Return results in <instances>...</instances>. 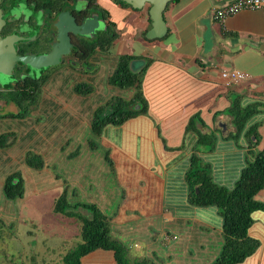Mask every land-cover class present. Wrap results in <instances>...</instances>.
Listing matches in <instances>:
<instances>
[{
	"label": "crops",
	"instance_id": "crops-1",
	"mask_svg": "<svg viewBox=\"0 0 264 264\" xmlns=\"http://www.w3.org/2000/svg\"><path fill=\"white\" fill-rule=\"evenodd\" d=\"M230 1L170 0L162 12L166 31L157 38L145 36L151 28L148 4L140 9L117 7L116 38L108 50L98 53L117 59L134 55L131 69L145 67L141 89L146 111L121 125H106L99 138L142 165V206H147L136 214L139 206L128 203L120 217L116 206L109 228L131 255L153 264H208L223 242L218 207L197 206L187 198L185 173L197 144L196 133L186 130L189 118L198 112L197 126L214 132V146L201 148L198 156L209 164L212 180L224 187L233 186L241 169L264 146V9H242L221 25L211 9ZM221 67L247 71L252 79L226 87L219 77ZM236 97L242 105L256 104L257 111L245 125H258L255 146H249L245 130L237 137L229 135L234 128L224 109ZM255 198L264 201V186ZM251 216L248 234L259 245L237 264H264V212L255 210ZM81 264L116 263L112 251L95 249L81 258Z\"/></svg>",
	"mask_w": 264,
	"mask_h": 264
},
{
	"label": "rangeland",
	"instance_id": "rangeland-1",
	"mask_svg": "<svg viewBox=\"0 0 264 264\" xmlns=\"http://www.w3.org/2000/svg\"><path fill=\"white\" fill-rule=\"evenodd\" d=\"M94 60L95 68L48 69L38 103L24 118L4 116L18 108L0 98V134L10 132L4 141L14 137L12 144L0 146V264H61L62 254L78 240L77 220L54 211L65 187L70 202L96 201L107 214L118 206L119 217L128 203L139 206L136 214L147 206H142V165L104 138H95L94 148L87 141L95 107L114 94L129 98L135 90L108 83L117 57L89 59ZM79 82L91 84L92 91L77 92ZM27 150L42 156V168L24 163ZM13 171L21 173L25 192L7 199L2 186Z\"/></svg>",
	"mask_w": 264,
	"mask_h": 264
},
{
	"label": "trees",
	"instance_id": "trees-1",
	"mask_svg": "<svg viewBox=\"0 0 264 264\" xmlns=\"http://www.w3.org/2000/svg\"><path fill=\"white\" fill-rule=\"evenodd\" d=\"M118 2L123 6H129L123 0ZM115 38L114 29L108 30L98 41L92 43L89 53L95 50L100 52L108 50ZM133 57L134 55L129 54L120 55L107 79L109 84L118 88H134L133 94L129 98L111 95L93 110L90 121L92 137L87 139L93 148L96 146L95 138L101 136L106 125H121L147 109V101L141 89L145 67L133 71L130 67V60ZM47 75L48 72L38 78L25 76L13 88L0 89V98L18 108L16 112H7L4 116L24 118L29 114L38 103ZM75 90L84 94L89 93L92 91V85L79 82L75 85ZM224 111L231 117L230 122L234 128L229 135L237 137L245 130L249 146H255L259 141L258 125L253 124L248 128H245V125L257 111L256 104L242 105L239 97H236ZM197 123H201L198 112L193 114L186 124V130L194 131L197 136V144L191 153L189 167L185 173L188 185L187 198L191 204L197 206H217L222 216L223 242L217 256L208 264H237L251 255L259 245L258 239L249 236L248 228L253 222L252 212L255 210L264 212V201L255 198L264 186V146L255 153L254 159L241 169L233 186L224 187L212 180L209 164L198 156L201 148L210 149L214 146L215 134L212 130H201ZM8 133L0 134V146L13 143V136L9 141H4ZM23 159L28 167L35 169L42 168L45 164L42 156L31 150L24 153ZM2 191L7 199L24 195V180L19 171L6 175ZM54 206L55 212L72 216L78 222V240L62 254L61 264H81V258L95 249L112 251L116 264H153L144 256L129 257V247L110 234L109 224L112 216L105 213L95 202H70L65 187L56 198ZM78 208H82L88 214L79 212Z\"/></svg>",
	"mask_w": 264,
	"mask_h": 264
},
{
	"label": "flooded vegetation",
	"instance_id": "flooded-vegetation-1",
	"mask_svg": "<svg viewBox=\"0 0 264 264\" xmlns=\"http://www.w3.org/2000/svg\"><path fill=\"white\" fill-rule=\"evenodd\" d=\"M120 6L118 0H1L4 22L0 32L13 40L16 55L40 54L58 45L60 27L67 34L68 51L48 69L58 65L79 70L96 67L95 60L89 59L100 51L90 54L89 49L103 33L114 29L113 14ZM86 21L92 27L88 34L83 30ZM13 74L20 82L26 76L25 67L15 64Z\"/></svg>",
	"mask_w": 264,
	"mask_h": 264
},
{
	"label": "water",
	"instance_id": "water-1",
	"mask_svg": "<svg viewBox=\"0 0 264 264\" xmlns=\"http://www.w3.org/2000/svg\"><path fill=\"white\" fill-rule=\"evenodd\" d=\"M123 1L135 9H140L144 4L149 5L148 14L151 19V28L145 33L146 38H157L164 35L166 27L162 12L170 0ZM3 22L0 9V30ZM83 27L85 33L92 30L89 21H86ZM57 39L60 42L58 45H54L48 53L16 55L12 44L13 40L9 37H2L0 32V89H11L18 82L19 79L13 74L15 64L24 66L25 75L31 78H38L47 71L48 67L58 64L61 61V55L68 51L67 34L60 27Z\"/></svg>",
	"mask_w": 264,
	"mask_h": 264
},
{
	"label": "built area",
	"instance_id": "built-area-1",
	"mask_svg": "<svg viewBox=\"0 0 264 264\" xmlns=\"http://www.w3.org/2000/svg\"><path fill=\"white\" fill-rule=\"evenodd\" d=\"M242 9H264V0H231L224 5L213 7L211 16L222 25L227 17ZM218 72L223 85L226 87L252 79V74L244 70L221 67Z\"/></svg>",
	"mask_w": 264,
	"mask_h": 264
},
{
	"label": "bare ground",
	"instance_id": "bare-ground-1",
	"mask_svg": "<svg viewBox=\"0 0 264 264\" xmlns=\"http://www.w3.org/2000/svg\"><path fill=\"white\" fill-rule=\"evenodd\" d=\"M123 6V5H122ZM121 7V6H120ZM143 36V35H142Z\"/></svg>",
	"mask_w": 264,
	"mask_h": 264
}]
</instances>
